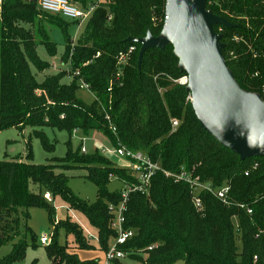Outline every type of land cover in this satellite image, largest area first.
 <instances>
[{"label": "trees", "instance_id": "16d2710c", "mask_svg": "<svg viewBox=\"0 0 264 264\" xmlns=\"http://www.w3.org/2000/svg\"><path fill=\"white\" fill-rule=\"evenodd\" d=\"M70 1L85 6L97 0ZM166 5L167 0L100 4L72 47L69 25L62 17L41 11L37 0H0V132L30 125L36 128L33 134L41 139L44 149L52 153L55 144L44 133L45 127L65 130L70 137L75 129L86 136L98 131L115 145L120 142L145 152L167 171L178 172L184 166L214 186L228 182L230 205L204 192L201 197L205 210L198 212L188 184L156 172L149 196L129 193L124 228L135 229L136 235L120 249L140 264H264V157L241 160L202 128L187 85L175 82L187 72L179 67L180 59L172 44L147 50L139 68L141 45L127 41L129 37H145L149 31L158 36L165 23ZM207 9L235 25L215 26L225 44L224 58L241 88L264 99V0H208ZM51 28L63 30L64 63H70V72H81L99 101L87 102L78 95V77L74 76L70 84L63 83L65 75H72L67 70L41 83L36 80L33 68L42 72L49 67L40 59L38 46H46L51 55L56 53ZM130 46H136V50L125 68L123 85L112 92L110 113L117 127L114 134L101 105L107 106L116 56ZM97 52L99 57H95ZM173 118L179 120L176 129L172 127ZM26 147L25 160L15 157L0 161V244L18 237L15 232L21 227L22 217L25 220L23 237L0 259V264L22 258L29 245L27 237L32 246H37L38 237L26 222L28 210L33 207L45 209L55 227L51 243L46 245L52 264H101L100 260H80L66 244L59 243L58 230L63 228L74 235L80 247H91L77 223L68 219L55 222V208L44 193L59 195L71 208L82 211L97 229L100 247L106 252L110 240L117 236L110 226L113 215L109 205L122 201L121 189L112 191L109 185L114 177L131 184L133 176L98 149L73 151L70 141L66 157L54 158L46 165L32 163L30 142ZM79 168L86 169L85 177L97 187L93 203L80 198L69 186L64 171ZM31 183L45 192H33ZM241 204L253 213L248 214ZM151 245L156 246L149 250ZM142 250L146 259L140 254ZM111 264L125 263L115 259Z\"/></svg>", "mask_w": 264, "mask_h": 264}, {"label": "water", "instance_id": "95a60500", "mask_svg": "<svg viewBox=\"0 0 264 264\" xmlns=\"http://www.w3.org/2000/svg\"><path fill=\"white\" fill-rule=\"evenodd\" d=\"M208 0H167L161 33L127 41L141 45L138 67L151 48L174 46L179 67L202 128L241 160L264 157V99L238 84L223 55L225 44L215 26L234 27L207 9Z\"/></svg>", "mask_w": 264, "mask_h": 264}, {"label": "rangeland", "instance_id": "374dc122", "mask_svg": "<svg viewBox=\"0 0 264 264\" xmlns=\"http://www.w3.org/2000/svg\"><path fill=\"white\" fill-rule=\"evenodd\" d=\"M92 18V17H91ZM91 18L81 22L80 24L75 20L64 19L68 26V35L71 40H75L76 43L81 39L86 26L88 25ZM50 36L52 41L56 45L55 55H51L44 45L38 46V55L41 60L49 64V67L42 72L34 70L35 77L38 82H43L48 76H56L62 71L67 70V65L63 61V55L66 51L65 35L62 29L51 28ZM73 80L71 75H65L62 82L65 84H70ZM78 95L87 102L93 101V96L84 90H80ZM36 128L26 125L22 129L19 128H8L0 132V161L9 160L11 158L19 157L26 159L27 154V143L30 142L33 152L32 163L37 165H46L54 162V158L63 159L67 155L68 142H71L73 151L81 148L82 143L87 147L88 152L95 149L96 145L93 140H82L74 137H70L69 133L65 130H58L51 127H45L44 133L46 136L55 144V150L52 153L47 152L41 139L34 136V130ZM113 158V162L118 167H127V162L115 155L109 156ZM69 177V186L72 191L78 195L80 198L88 200L93 203L97 199V187L89 181L86 176V169H69L64 171ZM123 184L117 178H113L109 188L114 191L121 189ZM30 189L36 193H44V189L40 188L38 185L31 183ZM45 194V193H44ZM45 198V195H44ZM46 199V198H45ZM56 212V223L59 220L68 219L71 222L77 223L83 230V234L86 238L87 244L91 246L90 248L80 247L75 240V237L71 233H67L63 228L58 230L57 238L59 243L66 244L68 246V251L70 253L77 254L80 260H100L102 263L105 258V251L101 249L99 244L98 232L95 227H93L86 215L75 208H71L69 204L59 195L54 197V200L50 203ZM29 218L27 219V225L32 229V231L38 237L37 246L31 245L30 237H27L28 247L25 249V254L22 258L13 261L11 264H52L46 251V246L40 243V237L43 234H47L52 238L55 227L49 221L47 211L42 208H30L28 210ZM21 227L15 232L18 235L13 240L4 242L0 244V259L7 256L13 248L14 243L18 241L20 237H23L24 230V218L21 219ZM14 234V232H13ZM114 239L112 238L109 242V246L112 245ZM141 256L146 259L147 255L144 254L143 250L140 252ZM125 264H140L130 258L123 259ZM177 264H184L183 262H178Z\"/></svg>", "mask_w": 264, "mask_h": 264}, {"label": "built area", "instance_id": "2783aa9c", "mask_svg": "<svg viewBox=\"0 0 264 264\" xmlns=\"http://www.w3.org/2000/svg\"><path fill=\"white\" fill-rule=\"evenodd\" d=\"M32 1V0H27ZM113 0H97L96 2H91L85 6L80 3H74L70 0H37L38 8L52 15L60 16L63 19L75 20L79 24L89 18H91L95 10L100 6V4L110 3ZM109 10V7H108ZM112 19V15H109V21ZM76 44L75 40H72V47ZM136 50V46H130L128 49L121 51L116 56V71L111 77L108 85V102L107 106L101 105V110L104 114L105 120L108 122L109 129L112 130L114 134H117V127L115 126L112 116L111 109L113 105L112 92L116 86L123 85L124 71L125 68L130 64L132 55ZM100 52H97L95 57H99ZM90 61L86 62L84 65L89 64ZM67 71H71L70 63H67ZM72 77L76 76L79 78V88L89 92L93 96V100H98L96 95L91 91L89 83H87L81 75L79 70L70 72ZM188 75L181 77L175 82L181 85L188 84ZM99 101V100H98ZM173 129H176L179 125V120L176 118L171 119ZM79 129H75L72 137L82 139V140H93L96 145L95 149L105 156L106 158L112 160L109 156L115 155L127 162V169L134 178L133 183L123 184L121 188L122 191V201L119 204L110 203L109 211L113 215L110 226L117 232V236L114 239L112 245L108 251L105 252V258L101 264H111L115 259L123 260L127 258L128 253L120 249L121 246L125 245L131 238L136 235L135 229L124 228L125 216L124 213L127 210V201L129 199L130 192H139L143 195L149 196L152 178L156 172H162L166 177L172 178L175 182H184L188 184L192 192V202L198 212H203L205 210L204 203L201 194L204 192H209L222 201L226 206L230 205L229 191L230 184L225 182L221 186H214L210 181H204L200 176H196L193 171L186 169L184 166L180 168L178 172H170L161 167L160 164L155 163L152 159L142 151H134L127 148L120 142L117 145L113 144L111 140L101 132L94 131L91 135H81ZM81 152L88 153L87 147L82 143ZM258 164H255L254 168H257ZM248 174V172L246 173ZM45 198L48 202H52L54 197L50 192H45ZM241 208L247 210L248 214H252L253 210L245 204L240 205ZM234 226L236 231L239 233V223L236 216H234ZM40 243L43 245H49L51 243V237L47 234H43L40 237ZM156 245H151L148 249H153ZM257 259V257L255 258Z\"/></svg>", "mask_w": 264, "mask_h": 264}, {"label": "crops", "instance_id": "0c3cea01", "mask_svg": "<svg viewBox=\"0 0 264 264\" xmlns=\"http://www.w3.org/2000/svg\"><path fill=\"white\" fill-rule=\"evenodd\" d=\"M81 135H83L81 132H80ZM91 140V139H90ZM113 160V159H112ZM34 192V191H33Z\"/></svg>", "mask_w": 264, "mask_h": 264}]
</instances>
